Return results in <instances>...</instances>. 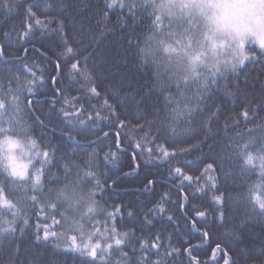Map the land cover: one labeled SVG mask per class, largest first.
Wrapping results in <instances>:
<instances>
[{"label": "snow or ice", "instance_id": "1", "mask_svg": "<svg viewBox=\"0 0 264 264\" xmlns=\"http://www.w3.org/2000/svg\"><path fill=\"white\" fill-rule=\"evenodd\" d=\"M0 20V57L19 45L16 60L55 73L43 100L35 58L31 79L0 76V264H264V0H0ZM210 139L209 156L180 159ZM129 149L123 175L146 167L152 197L135 207L105 196L119 178L99 163Z\"/></svg>", "mask_w": 264, "mask_h": 264}, {"label": "trees", "instance_id": "2", "mask_svg": "<svg viewBox=\"0 0 264 264\" xmlns=\"http://www.w3.org/2000/svg\"><path fill=\"white\" fill-rule=\"evenodd\" d=\"M93 3H95V0H93ZM116 14L119 13H115L113 14L112 18L113 20H115V16ZM0 22H2V20H0ZM11 23V21L9 22ZM144 27V25H141L140 27L136 28V32H140L142 30V28ZM128 29H122V31H127ZM51 41L48 40H44V41H40L36 43L37 47H40L41 44H43L45 46V48L47 49L50 45H51ZM29 44H24V47H29ZM102 46H106L107 48L111 49L114 53H117L119 55H124L125 51L128 52V60L130 63V66L134 67V65L137 63V61L133 58V56L131 55V53L134 51L133 48L129 47V45L127 44L126 41H120L117 39L116 36L113 35H108L107 38L104 40V43ZM19 47V45H15L13 47H9L7 52L5 53V55L3 57H0V76H6L9 73H16L18 75L21 76V78H27V79H31L30 75H27L25 73V71L21 68V64L22 63H28L31 64V61L33 58H35L36 62L40 64L41 67L45 68V72L43 73L45 76V80L46 82L42 85L39 86L37 88V93H38V97L40 100H43L46 96H50L52 94L51 91V84H50V80L49 77L51 75H54L55 73L53 72V65L51 63V60H44L41 57H39L38 54L36 53H29V59L28 60H16L15 57L19 54L16 51V48ZM49 56H52V52H49ZM36 70V69H34ZM147 77H144V80H146ZM63 84L68 86V92L71 95H76L77 93L75 91H73L74 88L78 87L79 85L76 84H69L68 79L65 77L63 78ZM141 83H143V80L141 81ZM137 87V84L135 81L132 82L131 87H126L125 91H131L132 88ZM92 103H96V101H92ZM36 107H39L41 110H46L47 109V105L44 103H41L39 105H36ZM40 113L38 112L37 115H39ZM261 117H264V112L260 113ZM43 118V117H42ZM259 122V121H256ZM133 123H135V121L133 120ZM223 124V117L221 118V121L219 122V124H217V127H222ZM251 126V125H249ZM241 127H243V125H241ZM107 130V129H105ZM39 132V129L37 128V134ZM60 139V133L56 132L53 135V139H52V143L55 144L57 142H59ZM89 139H95V137H89ZM113 137H109L108 141H102V145L105 146L104 150L107 151V147L106 145L112 142ZM197 139H202V137H197ZM127 142L125 141V144ZM188 143H195V140H190L188 141ZM212 140L210 139L207 143H204L201 145L200 151H195L193 152L190 156L188 157H181L180 159H186V160H192L195 157H199L202 154L204 156H209V145L212 144ZM187 145L185 144H180L179 147H186ZM77 155L82 156L84 154V152H91L92 148H77ZM59 155V153H58ZM103 155L104 152H100V169L103 171H106L108 173V175L113 178H119L118 182L114 185V189L115 191L113 192H109V193H105L106 197H111V201L110 202H114V203H124L129 205L130 207H135V206H139L142 205L144 203H146L147 201H149L150 199H152L151 196L146 195L144 193H142L141 191H139V189H141L143 187V183H144V179L145 176L149 175V170L142 166L138 173L133 175V176H124L123 173L129 172L131 170V168L133 167V161L131 159V149H129L127 152L124 153H119V159L117 161H115V165L113 166L112 163H107L105 161H103ZM140 160L139 158L137 159V163H139ZM205 163L211 162L210 159H206L204 161ZM182 166V165H181ZM200 167H203V165H199ZM149 178H151L149 176ZM257 177H253V179H256ZM110 182V181H109ZM178 183V182H176ZM237 183H239V181H237ZM195 187V185H193V188ZM157 191H168L171 195L172 200H176L178 198V191L176 189L175 183L173 184H168L166 181L163 182V184H157L156 185ZM184 191H192V189H184ZM211 195V193H209V196ZM158 199V197H156ZM192 203L194 204H199L201 203V200L199 199H192ZM150 206V205H149ZM166 207H168V209L170 210V212L174 215H176L177 219L179 218V213L177 211V206L176 204H168L166 205ZM167 222L166 221H161L160 223H157L155 225V228L149 227L146 228L145 231L146 232H150V231H154L157 229H161L162 225L166 226ZM257 230H259V224L256 225ZM168 231H172V229L169 227ZM182 234L183 235H188L186 230L181 229ZM176 246H179L178 244ZM206 250V249H205ZM33 252L37 251L35 248L32 249ZM40 251H43L42 249H40ZM196 254V253H194ZM201 256H203V252L199 253ZM177 264H187V258L186 256L184 257H178L177 258ZM222 264V262H221Z\"/></svg>", "mask_w": 264, "mask_h": 264}]
</instances>
